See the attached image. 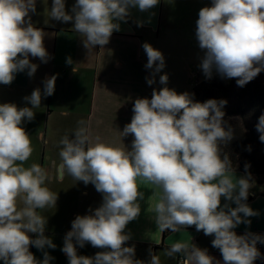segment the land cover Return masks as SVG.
Here are the masks:
<instances>
[{
	"label": "clouds",
	"instance_id": "9594fccd",
	"mask_svg": "<svg viewBox=\"0 0 264 264\" xmlns=\"http://www.w3.org/2000/svg\"><path fill=\"white\" fill-rule=\"evenodd\" d=\"M159 0H76L69 14L65 0H53L48 16L60 22H74L73 31L91 50L109 43L117 21H126L131 8L147 12ZM36 0H0V84L10 85L17 73L37 71L29 56L47 63L50 59L43 40L44 32L31 22ZM196 38L204 50L200 67L210 79L213 69L223 78H236L245 86L264 71V0H211V6L199 10ZM147 54V69L154 71L147 83H155V74L165 66L164 57L150 44L142 45ZM159 61L157 64L156 62ZM67 63L71 64L69 58ZM75 72V68L73 69ZM56 75L47 78L43 96L54 94ZM168 76L159 82L167 84ZM32 107L0 103V260L4 264H50L46 251L38 261L29 250L54 249L45 236L47 220L38 210L55 207L57 193L47 186L49 174L41 165L25 167L34 151L31 136L22 126L32 121L34 109L41 105L40 88L24 97ZM226 100L193 102L190 94H177L163 87L153 90L151 99L137 98L131 122L119 134L132 135L131 150L93 137L88 124L81 120L70 135L59 141L62 180L67 174L85 185L93 184L102 194V203L92 214L77 216L65 236L62 251L69 264H145L134 259L135 247L124 246L131 239L125 233L128 223L141 211L144 199L140 183L148 182L159 192L152 214L160 231L173 233L195 226L206 236H214L212 246L220 250L223 264H254L261 256L257 242L264 236L253 233L237 235L241 223L258 215L247 203L249 179L237 178L221 144L233 138L225 130L223 108ZM264 142V115L256 126ZM247 169V165L245 166ZM234 202L221 206V198ZM243 214V216H241ZM35 234L32 238L29 234ZM75 240L81 248L90 243L108 249L94 257L77 255ZM168 257L182 254L186 264H220L207 249L177 241L166 249ZM148 264H161L159 255L151 254Z\"/></svg>",
	"mask_w": 264,
	"mask_h": 264
},
{
	"label": "crops",
	"instance_id": "0c3cea01",
	"mask_svg": "<svg viewBox=\"0 0 264 264\" xmlns=\"http://www.w3.org/2000/svg\"><path fill=\"white\" fill-rule=\"evenodd\" d=\"M75 2L76 0H65V10L69 14H72L71 9ZM52 5L53 0H36V11L29 14L32 24L45 34L43 43L50 59L44 63L30 55V62L38 66L37 71L29 77L25 70L17 73L12 84H0V103H15L20 108L32 107L24 97L30 96L36 88L41 90V105L34 109V119L30 122L25 120L22 125L31 136L34 148L32 156L24 166L29 167L36 163L49 174L46 186L53 193H57L56 205L38 211L47 220L45 236L56 245L48 252L53 258L50 264H69L62 248L66 234L71 231L72 222L77 216L92 214L90 210L98 208L103 197L91 183L85 185L67 174L60 179L57 172L60 163L59 141L65 135L74 138L72 133L83 120L90 127L93 137L98 136L103 142L116 146H122L123 143L131 150L134 137L128 135L121 138L119 132L131 122L135 100L151 99L154 89L172 86L168 83L173 79H180L189 74L188 69L199 64L196 47H200L193 37V40H188V43L192 44L191 47H182L179 50L185 42L183 36L186 34H176L170 30L168 24H171L172 17L170 19L168 14H163V0H159L157 6L147 12L131 8L126 21H117L120 30L112 33L109 43L103 47L97 45L91 50L84 47L83 38L73 31L74 22L64 23L48 16ZM144 43L159 50L164 57L165 66L155 74V83L152 85L147 83L146 78L152 77L155 65L153 69L145 67L148 58L142 47ZM69 58L71 64L66 62ZM215 73L217 72L214 71L213 74ZM165 74L168 76L166 85L159 82L160 76ZM53 75L57 77L54 94L44 97L43 82ZM233 171L237 178L249 179L241 170ZM249 182L251 187L244 202L258 215L248 217L251 223H241L234 231L237 235L253 233L264 236V192L254 187L255 184L250 180ZM140 188L144 192V199L139 201L140 214L128 223L125 229L131 239L124 246L135 247L134 259L148 264L151 253L159 255L161 264H177L183 255L168 257L165 251L173 243L180 241L207 249L209 255L223 264L220 250L214 248L211 243L214 236L204 235L203 231H197L195 226L175 233L170 230L160 231L152 214V206L159 200V192L148 182L140 183ZM225 203L236 207L234 202L226 201L222 197L221 206ZM73 243L77 255L80 256L94 257L96 253L108 250L95 248L87 242L82 248L75 240ZM33 255L35 256L34 247ZM40 256L39 254V261ZM0 264L4 262L0 260Z\"/></svg>",
	"mask_w": 264,
	"mask_h": 264
},
{
	"label": "trees",
	"instance_id": "16d2710c",
	"mask_svg": "<svg viewBox=\"0 0 264 264\" xmlns=\"http://www.w3.org/2000/svg\"><path fill=\"white\" fill-rule=\"evenodd\" d=\"M192 99L200 103L209 99L227 101L223 121L225 130L232 129L233 138L221 144L222 155L229 156L233 169L241 170L251 182L264 188V142L256 128L259 117L264 115V71L243 87L237 85L236 78L215 73L210 79L196 82Z\"/></svg>",
	"mask_w": 264,
	"mask_h": 264
},
{
	"label": "rangeland",
	"instance_id": "374dc122",
	"mask_svg": "<svg viewBox=\"0 0 264 264\" xmlns=\"http://www.w3.org/2000/svg\"><path fill=\"white\" fill-rule=\"evenodd\" d=\"M211 6V0H163V14H168V18L172 21L171 24H168V27L171 31H174L176 34L185 33L186 35L183 36L185 42L181 44L179 47V50L182 49V47H185L186 49L188 47H191L192 44L188 43V40H193V37L196 41V43H199L196 38V21L198 20V14L199 10L203 7ZM164 16V15H163ZM170 16V17H169ZM172 26V28H171ZM198 52L197 58L200 60L198 65H192L191 68L188 69L189 74L184 75L180 79H173L168 84V87L171 88V90H175L177 94H183L185 92L189 93L191 98L193 95V88L197 81L206 80V77L202 71V68L200 67L202 62V57L204 55V50L197 49ZM216 72L215 69H213V72ZM258 180L257 178L255 181ZM264 180V179H262ZM255 185L254 187H257L260 191L264 192V188L260 187L257 183L253 182ZM32 236V238H35V234H29ZM264 246V244H263ZM33 247H34V253L35 258L39 261V254L41 255V261H43L44 258V252L47 253L52 250V248H45L42 252L37 249L35 246L30 245V251L33 253Z\"/></svg>",
	"mask_w": 264,
	"mask_h": 264
},
{
	"label": "built area",
	"instance_id": "2783aa9c",
	"mask_svg": "<svg viewBox=\"0 0 264 264\" xmlns=\"http://www.w3.org/2000/svg\"><path fill=\"white\" fill-rule=\"evenodd\" d=\"M257 248H258L259 252L261 253L260 257L264 256V246H263V244L258 242ZM177 264H186L185 258L184 257H180L178 259V261H177Z\"/></svg>",
	"mask_w": 264,
	"mask_h": 264
},
{
	"label": "water",
	"instance_id": "95a60500",
	"mask_svg": "<svg viewBox=\"0 0 264 264\" xmlns=\"http://www.w3.org/2000/svg\"><path fill=\"white\" fill-rule=\"evenodd\" d=\"M254 264H264V259H262V260L256 259L254 261Z\"/></svg>",
	"mask_w": 264,
	"mask_h": 264
}]
</instances>
